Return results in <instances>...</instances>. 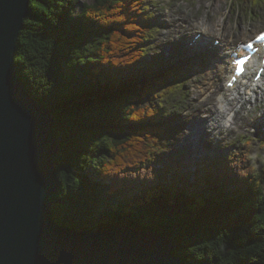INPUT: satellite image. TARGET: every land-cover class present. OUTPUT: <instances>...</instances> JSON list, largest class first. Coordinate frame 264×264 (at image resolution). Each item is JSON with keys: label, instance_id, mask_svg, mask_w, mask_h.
Instances as JSON below:
<instances>
[{"label": "trees", "instance_id": "obj_1", "mask_svg": "<svg viewBox=\"0 0 264 264\" xmlns=\"http://www.w3.org/2000/svg\"><path fill=\"white\" fill-rule=\"evenodd\" d=\"M144 2L30 0L15 62L56 121L52 217L65 228L157 231L186 263L264 264V166L257 171L251 156L210 164L205 177L195 175L201 186L183 188L181 173L167 180L173 166L156 160L170 114L161 99L174 91L157 86L180 77L142 63Z\"/></svg>", "mask_w": 264, "mask_h": 264}, {"label": "water", "instance_id": "obj_2", "mask_svg": "<svg viewBox=\"0 0 264 264\" xmlns=\"http://www.w3.org/2000/svg\"><path fill=\"white\" fill-rule=\"evenodd\" d=\"M30 0H0V264L186 263L157 231L65 228L52 217L58 194L56 121L17 76V42Z\"/></svg>", "mask_w": 264, "mask_h": 264}, {"label": "rangeland", "instance_id": "obj_3", "mask_svg": "<svg viewBox=\"0 0 264 264\" xmlns=\"http://www.w3.org/2000/svg\"><path fill=\"white\" fill-rule=\"evenodd\" d=\"M144 4L146 16H148L146 24L149 29L145 45L149 53L142 63L151 64L153 67L159 66L163 70L177 68L179 70L175 77H182L181 82H175L174 78L168 79L162 86H157L160 88L158 91L155 90L158 93L163 90L167 93L168 90L174 88L172 93H167L168 96L161 99L163 108L170 114L160 123L161 127H164L162 124L164 123L168 130L165 131L162 148L156 155L158 163L168 165V167L173 166L167 180L181 173L180 179L185 180L183 188L197 187L199 181L196 178L205 177L210 164L217 168H227L228 165L246 156H251L253 160L250 163L254 164L256 170L259 171L264 166V105L256 110H251V106L247 105L232 118L231 128L230 126L222 127L225 128L224 131L219 128L216 131H207L206 134H203L202 130L197 132L200 142L192 145L191 152L187 150L185 137L187 131H190V123H186L188 116L197 119L204 116L206 121L207 116L216 109L213 105H211L213 109H206L208 106L200 100L198 102L200 92H197V89L206 83L205 79L208 81L211 72L209 70L213 66L201 68L202 62L195 59L202 58L204 61L209 59L215 62L214 55L216 54L208 50L194 51L191 54L187 46L196 33L194 26L197 23L212 28L225 22L229 30L222 28L220 32L214 31L212 34L215 35L214 37L218 36L219 39L222 38L221 35L225 38L230 35L235 40H238L239 36L243 37L244 34L251 37L254 31L264 28V0L245 2L240 0H145ZM178 21L180 22L178 26H183L180 33L175 31ZM185 38L188 42L182 41V43L181 40ZM190 60L195 62L194 66L188 64ZM201 75H206V78ZM221 87L219 85V88ZM210 101L214 102V100ZM207 112H209L208 115H206ZM181 118L186 119L185 124L180 120ZM205 121L202 125H205ZM248 121L253 122V131L250 135L247 131ZM221 122L220 120L219 123ZM191 132L193 133V130ZM188 134L191 135V133ZM172 154H176L178 158L171 157ZM210 174L216 179L220 172L212 170ZM199 185L201 186L200 183ZM200 190L204 193V188L200 187Z\"/></svg>", "mask_w": 264, "mask_h": 264}, {"label": "bare ground", "instance_id": "obj_4", "mask_svg": "<svg viewBox=\"0 0 264 264\" xmlns=\"http://www.w3.org/2000/svg\"><path fill=\"white\" fill-rule=\"evenodd\" d=\"M215 10V9H214ZM217 14V13H216ZM172 19V18H171ZM174 24V23H173ZM225 22H223V23H221L220 25H215L214 27H215V29H214V27H212V28H210V27H205L204 25H200V24H198L197 23V25H195L194 26V31H196V33L192 36V38H191V40H190V42L192 41V39H194V37L196 36V35H198V33L200 34H202L204 37H205V39H210L211 41H210V43H209V45H199L200 47H205V48H210V49H213L214 48V46L213 45H210V44H212L213 42H214V38H216V39H218V36H216V37H214L215 35H212V34H214V31H216V32H220L221 30H222V28L223 29H226V30H229V27H226L225 26ZM230 26V25H229ZM176 32L177 33H180V32H182V28H183V26L181 27V25L180 26H178V22H177V24H176ZM232 28V27H231ZM192 29V28H191ZM264 29H262V30H256V31H254V33H253V35L251 36V37H248L247 35H245L244 34V36L243 37H240L239 36V39L238 40H235L234 38H232L230 35H227L226 36V38L223 36V35H221L222 36V38H221V42L223 43V45L222 46H224V45H226V44H231V45H233V47L231 48V50L230 51H227L226 52V50H224L223 48H221V47H219L215 52H213L214 54H216V55H214V60H215V62L214 61H212V60H209V59H207V60H205L204 62H203V64H202V66H201V68H207V67H212L213 66V68L212 69H210L209 71H211L210 72V74H209V76H208V81L205 79V81L204 82H206L204 85H202V86H199V89H197V92H200V97H202V98H204V100H201L198 96V102H199V100H201L202 102L201 103H204V105H206V106H208L206 109H213L212 107L213 106H215L216 105V103H215V99H214V93L215 92H211V88L213 87V86H219V85H222V82L224 81V79H225V75L228 73V71H229V68H231L232 70H234V67H233V65H232V62H233V57H232V55L229 57V59H228V62H227V58H228V55L231 53V51L233 50V48L234 47H236V46H238V44H240V43H244V42H247V41H249L250 39H252L253 38V36H255L258 32H260V31H263ZM166 33H167V31L165 32V35H166ZM236 34V33H235ZM234 35V34H233ZM237 37V36H236ZM166 38V37H165ZM237 39V38H236ZM194 51L195 50H192V51H190V53L192 54V53H194ZM225 53H226V59L224 58L225 57ZM260 54L261 55H263L264 56V48H261L260 49ZM15 57H16V55H15ZM206 57V56H205ZM255 60H257V58H255ZM252 63V66H254V61H252L251 62ZM192 65V64H191ZM208 71V72H209ZM150 74V73H149ZM164 76V75H163ZM203 78H206V75H201ZM218 80V81H217ZM225 87H227V85L225 86ZM251 87H252V89H253V91L255 92V94L257 95V97L259 98V99H264V91H263V89H264V86L263 85H256V84H253V85H251ZM249 93V95L250 96H252V93L253 92H248ZM236 93L235 92H231L230 94H229V96H227L226 97V101H227V103H226V106L229 104V103H232V102H234L235 104L237 103V104H240V103H242L241 102V100H239V99H236ZM196 97H194V99H195ZM233 99H235L234 101H233ZM210 100H214V102L212 101V103H211V101ZM196 102V101H195ZM195 104V103H194ZM198 103H196V105H197ZM211 105H213V106H211ZM221 105V104H220ZM222 106V105H221ZM222 108H223V106H222ZM204 112V111H203ZM189 113V112H188ZM211 114V113H210ZM212 114H214V112L212 113ZM211 114V115H212ZM239 114V112H236V115H238ZM211 115H210V117H209V119L211 118ZM225 116H226V113L225 114H223L222 113V110L220 111V114H219V118H221V119H217V120H214V122H215V125H210V124H207V122H208V118H207V120L205 121V118H204V116H202L200 119H197L196 117H194V118H190L189 116H188V121H186V123H190V131H187V134L188 133H191V135H187L186 134V137H185V143H186V148H187V150L188 151H190L191 152V148H193V146L192 145H197L200 141H199V137L197 136L198 135V133L197 132H200L201 130H202V133L203 134H206L207 133V131H216V129H222V131H224V129L225 128H222V125L219 123V121L221 120V121H223L224 120V118H225ZM184 118V117H183ZM183 118H181L180 120L183 122V124H185L184 123V120H186V119H183ZM186 118V117H185ZM205 121V125H202L203 124V122ZM244 122V121H243ZM222 123V122H221ZM248 133H249V135L252 133V131H253V122H250V121H248ZM180 124V123H179ZM183 124L181 123V126H183ZM261 124V123H260ZM233 124L231 123V126H232ZM231 126H230V128H231ZM210 129V130H209ZM193 130V133L191 132ZM217 131H219V130H217ZM242 131H244V130H242ZM246 131V132H247ZM207 136V135H206ZM178 140V139H177ZM195 143H194V142ZM172 143V142H171ZM201 144H203V143H201ZM180 151H178V153H179ZM194 153V152H193ZM186 155V154H185ZM216 155V154H215ZM56 161V160H55ZM57 163V162H56ZM166 168L168 167V165L167 166H165ZM57 168H58V164H57Z\"/></svg>", "mask_w": 264, "mask_h": 264}]
</instances>
